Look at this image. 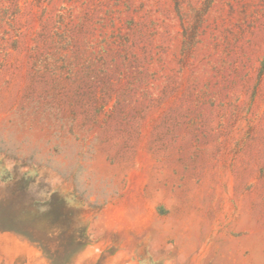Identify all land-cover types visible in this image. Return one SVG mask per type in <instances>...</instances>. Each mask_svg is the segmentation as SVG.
I'll list each match as a JSON object with an SVG mask.
<instances>
[{"label": "rangeland", "instance_id": "rangeland-1", "mask_svg": "<svg viewBox=\"0 0 264 264\" xmlns=\"http://www.w3.org/2000/svg\"><path fill=\"white\" fill-rule=\"evenodd\" d=\"M0 264H264V0H0Z\"/></svg>", "mask_w": 264, "mask_h": 264}]
</instances>
